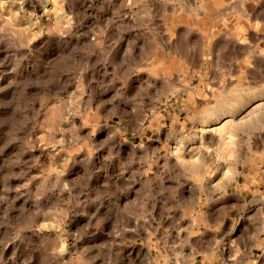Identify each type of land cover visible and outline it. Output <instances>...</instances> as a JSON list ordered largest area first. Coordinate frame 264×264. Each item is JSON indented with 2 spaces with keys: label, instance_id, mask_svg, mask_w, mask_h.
I'll return each mask as SVG.
<instances>
[{
  "label": "rangeland",
  "instance_id": "obj_1",
  "mask_svg": "<svg viewBox=\"0 0 264 264\" xmlns=\"http://www.w3.org/2000/svg\"><path fill=\"white\" fill-rule=\"evenodd\" d=\"M0 264H264V0H0Z\"/></svg>",
  "mask_w": 264,
  "mask_h": 264
},
{
  "label": "bare ground",
  "instance_id": "obj_2",
  "mask_svg": "<svg viewBox=\"0 0 264 264\" xmlns=\"http://www.w3.org/2000/svg\"><path fill=\"white\" fill-rule=\"evenodd\" d=\"M43 2H44L45 4H47V3H49V0H43Z\"/></svg>",
  "mask_w": 264,
  "mask_h": 264
},
{
  "label": "crops",
  "instance_id": "obj_3",
  "mask_svg": "<svg viewBox=\"0 0 264 264\" xmlns=\"http://www.w3.org/2000/svg\"><path fill=\"white\" fill-rule=\"evenodd\" d=\"M250 78L252 79L253 77L250 76Z\"/></svg>",
  "mask_w": 264,
  "mask_h": 264
}]
</instances>
